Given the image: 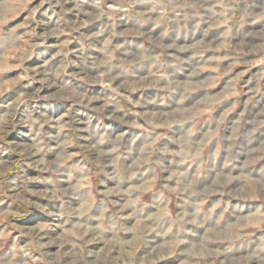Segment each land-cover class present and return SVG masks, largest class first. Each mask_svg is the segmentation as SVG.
<instances>
[{"label":"clouds","instance_id":"1","mask_svg":"<svg viewBox=\"0 0 264 264\" xmlns=\"http://www.w3.org/2000/svg\"><path fill=\"white\" fill-rule=\"evenodd\" d=\"M0 80V264H264V0H0Z\"/></svg>","mask_w":264,"mask_h":264},{"label":"rangeland","instance_id":"2","mask_svg":"<svg viewBox=\"0 0 264 264\" xmlns=\"http://www.w3.org/2000/svg\"><path fill=\"white\" fill-rule=\"evenodd\" d=\"M129 24H130V22H129V21H126L125 24H124V26L127 27V26H129ZM58 42H62V40H61V41H57L55 38H50L48 41L45 42V45H41V48L44 49L46 46H47V47H51V45H54V44H56V43H58ZM74 44H75V42H73V44H69V48H72ZM32 66L34 67L35 65L33 64ZM256 67H258V66H255V67L252 69V71H255V70H256ZM240 70H241L240 68H237V69H236V71H240ZM13 71H17V76H19V77L21 78V83H25V82H26V81H24V79H23V73L19 72V71L16 70V69H13ZM6 83H7V81H5V80H0V86H3V85L6 84ZM224 84H225V81H224V80H221L219 84H216V87H217V88L222 87V86H224ZM15 87H19V85H16ZM232 99H233L234 102L237 101V100L240 101V102L237 103V105H236L235 115L230 116V118L234 120V119H235V116H236V115H239V112L243 110V100H244V99H247V97H243V98H241V97L233 96ZM231 106H232V105H230V104H226V105L224 106L223 109H220V112L222 113V112L225 111L228 107H231ZM215 111H216V109H213V112H215ZM249 112L251 113V115H249L248 113H246V114H245L246 119H252V117L255 116V113L252 112V110H251V106H250V108H249ZM217 119H218V117H217ZM224 128H227L229 134H231V128H230V126H229V124H228V121H225V122H224ZM224 128H222V129L220 130V134H221V135L224 134ZM8 210H9V209H8L7 207H0V214H2L3 211H8ZM13 210H14V209H13ZM254 211H255V209H254ZM161 242H162V241H161ZM172 259H173V261L175 262V264H179L178 260H176L175 257H173Z\"/></svg>","mask_w":264,"mask_h":264}]
</instances>
